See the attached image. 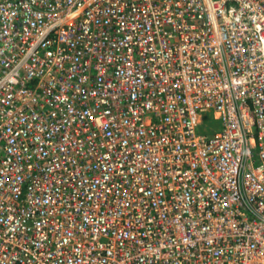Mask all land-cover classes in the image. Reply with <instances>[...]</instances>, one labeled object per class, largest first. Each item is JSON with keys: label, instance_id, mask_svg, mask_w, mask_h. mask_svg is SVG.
Segmentation results:
<instances>
[{"label": "built area", "instance_id": "obj_1", "mask_svg": "<svg viewBox=\"0 0 264 264\" xmlns=\"http://www.w3.org/2000/svg\"><path fill=\"white\" fill-rule=\"evenodd\" d=\"M0 264H264V0H0Z\"/></svg>", "mask_w": 264, "mask_h": 264}, {"label": "trees", "instance_id": "obj_2", "mask_svg": "<svg viewBox=\"0 0 264 264\" xmlns=\"http://www.w3.org/2000/svg\"><path fill=\"white\" fill-rule=\"evenodd\" d=\"M205 124L207 127L211 126V124H214V121L211 118L206 117V119L204 120Z\"/></svg>", "mask_w": 264, "mask_h": 264}]
</instances>
